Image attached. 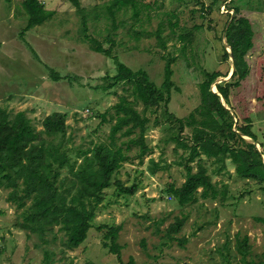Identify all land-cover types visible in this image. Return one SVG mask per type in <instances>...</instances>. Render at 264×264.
Returning <instances> with one entry per match:
<instances>
[{"label":"rangeland","instance_id":"rangeland-1","mask_svg":"<svg viewBox=\"0 0 264 264\" xmlns=\"http://www.w3.org/2000/svg\"><path fill=\"white\" fill-rule=\"evenodd\" d=\"M21 1L0 0V108L10 117L24 111L38 131L47 115L65 113V140L71 158L78 149L91 150L96 144L109 143L112 106L120 95L131 94L124 84L105 89V76H113L116 65L112 58L93 51L86 36L108 48L111 43L107 36L111 34L112 51L118 60L134 70H146L157 85L163 80L166 60L162 56H173L172 80L177 89L171 91L167 108L183 118L200 102L198 83L204 71L226 73L216 83L231 80L232 58L222 60L226 43L223 30L228 14L234 13L228 6H238L262 33L260 45L246 57L250 74L240 91L248 92L242 109L251 119L264 160V0H134L140 9L138 18L128 8L115 13L113 19L103 7L110 0H80L87 18L85 32L81 28L82 14L72 2L41 0L54 15L22 37L20 31L27 16ZM199 2L205 6L203 11ZM158 32L166 41L165 49L160 46ZM188 32L190 41L181 43L178 36ZM54 75L61 78L53 80ZM222 103L240 122L235 103ZM137 108L141 111L142 104ZM152 110L146 112L149 153L140 162L137 146L126 150L122 145L130 160L113 175L125 186L136 183L135 192L118 195L115 185L105 189L94 225L121 224L118 242L123 262L132 257L137 264H242L235 249L236 235L249 236L251 252L247 259L264 262V224L255 220L264 217V189L253 180L237 176L234 165L226 160L224 174L212 176L218 187L227 185L224 201L199 198L196 203L179 206L165 188L169 184L179 186L185 180L186 171L179 162L187 152L169 141L173 130L164 123L163 107ZM100 114L105 115L104 123ZM190 132L185 127L182 134L188 136ZM242 137L252 142L250 137ZM126 139L117 138L115 143ZM151 159L165 168L151 173ZM65 174L67 170L63 169L61 177ZM8 192L0 186V264H42L46 252L50 264H120L117 256L104 247L95 226L87 239L71 250L64 246L66 236L58 227L43 238L21 229L17 225L21 209L7 200ZM183 216L185 222L174 236L185 241L179 244L168 240V226Z\"/></svg>","mask_w":264,"mask_h":264},{"label":"trees","instance_id":"trees-1","mask_svg":"<svg viewBox=\"0 0 264 264\" xmlns=\"http://www.w3.org/2000/svg\"><path fill=\"white\" fill-rule=\"evenodd\" d=\"M69 1L82 14L81 28L85 32L87 18L80 0ZM199 3L203 11L205 6L202 2ZM21 6L27 16L26 24L20 31L21 37L27 30L54 15L53 10L45 9L41 0H22ZM103 7L112 19L115 13L128 8H131L134 18H138L140 14L134 0H110ZM228 7L233 9L234 13L228 14L229 20L226 21L223 33L227 44L225 47H229L230 52L223 46L222 60L232 58L234 71L231 80L215 83L226 73L221 70L204 71L203 79L198 83L200 102L186 117L178 118L167 108L171 91L177 89L172 80V64L175 58L162 56L166 60L163 80L157 85L146 70H134L118 60L112 51L114 40L111 34L107 36V41L111 43L108 48H104L95 38L86 36L93 51L112 58L116 65V73L113 76H105L108 80L105 89L119 84L127 85L131 89L130 97L120 95L112 106L114 115L108 144H96L91 150L78 149L75 158H71L65 140L68 127L65 113L53 112L47 115L42 120V130L38 131L24 111H18L10 117L6 109L0 108V186L9 189L7 200L21 209L18 227L40 238L58 227L66 236L64 246L70 250L83 243L90 229L95 226L93 221L104 199L105 189L115 185L118 195L135 192L136 183L125 186L121 180L113 179V175L124 162L130 160L122 145H126V150L137 146L136 157L140 162L149 153L150 148L145 141L149 123L146 112L150 108L156 112L159 106L163 107L165 113L164 123L173 130L169 141L187 152V156H182V161L179 162L186 171L185 180L179 186L169 184L165 188V192L173 196L179 206L196 203L199 198L224 201L227 185L223 183L218 187L212 176L224 174L226 160L234 165L237 176L253 180L264 189L263 152L242 137L245 135L257 140L251 128V119L246 110L242 109L248 92L240 91V87L246 86L244 82L250 74L246 57L260 45L262 33L257 30L251 18L241 14L238 6ZM190 35V32L181 33L178 40L181 43L189 42ZM158 40L160 46L165 49L166 41L160 36V32ZM60 78L53 76V80ZM213 84L218 93L211 90ZM221 98L229 106L231 101L235 103V115L240 122L235 121V116L223 105ZM138 103L143 106L141 111L137 108ZM239 112L242 118L238 116ZM99 116L104 123L105 115ZM185 127L191 129L188 136L182 134ZM133 134V137L130 136ZM120 137L127 139L116 145L115 140ZM150 162L151 173L165 168L159 167L152 159ZM63 169H66L68 174L61 177ZM185 217L176 218L168 226V240L179 241V244L185 241L174 236L182 228ZM255 220L264 224V217L257 216ZM95 228L102 234L104 247L117 256L120 264H137L132 257L127 262L120 258L122 245L119 244L118 238L121 224H100ZM248 239V235L235 236V249L242 264H264L262 261L247 259L251 252ZM42 264H50L47 252Z\"/></svg>","mask_w":264,"mask_h":264},{"label":"water","instance_id":"water-1","mask_svg":"<svg viewBox=\"0 0 264 264\" xmlns=\"http://www.w3.org/2000/svg\"><path fill=\"white\" fill-rule=\"evenodd\" d=\"M224 45L225 46H227V44L226 43H224ZM228 49H227V51L228 52H230V49H229V47H227ZM233 70H234V66H233ZM216 83V82H215ZM218 83V82H217ZM214 85V87H215V89H216V86H215V84H213ZM213 85H212V87H211V90L213 91V92H216V93H218L217 92V89L216 90H214L213 89ZM221 101H224L223 100V98H221ZM224 105V104H223ZM225 107H226V105H224ZM227 109H229L228 107H226ZM232 113V112H231ZM233 114V113H232ZM234 115V114H233ZM249 138V137H248ZM252 140V139H251ZM252 143L256 146V148L258 149V144H257V142L255 141V140H252Z\"/></svg>","mask_w":264,"mask_h":264}]
</instances>
